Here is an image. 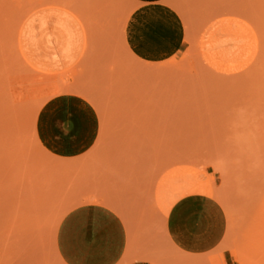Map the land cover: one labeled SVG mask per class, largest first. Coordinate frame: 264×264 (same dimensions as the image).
I'll return each mask as SVG.
<instances>
[{"label": "crops", "instance_id": "0c3cea01", "mask_svg": "<svg viewBox=\"0 0 264 264\" xmlns=\"http://www.w3.org/2000/svg\"><path fill=\"white\" fill-rule=\"evenodd\" d=\"M53 3L51 54L80 93L63 102L96 129L61 153L42 114L31 129L22 113L0 126V264H220L224 207L188 190L211 153L199 135L158 133L194 75L185 60L202 59L206 43L226 47L215 25L226 0ZM203 208L217 209L221 231L194 248L182 236Z\"/></svg>", "mask_w": 264, "mask_h": 264}, {"label": "rangeland", "instance_id": "374dc122", "mask_svg": "<svg viewBox=\"0 0 264 264\" xmlns=\"http://www.w3.org/2000/svg\"><path fill=\"white\" fill-rule=\"evenodd\" d=\"M226 6L230 15L215 22L226 47L206 43L202 59L185 60L194 75L158 134L199 135L211 153L188 190L224 207L220 264H264V0ZM56 10L53 0H0V126L16 125L22 113L31 129L45 110L80 97L51 54Z\"/></svg>", "mask_w": 264, "mask_h": 264}, {"label": "bare ground", "instance_id": "6f19581e", "mask_svg": "<svg viewBox=\"0 0 264 264\" xmlns=\"http://www.w3.org/2000/svg\"><path fill=\"white\" fill-rule=\"evenodd\" d=\"M41 123L46 138L51 137V146L53 145L61 153L75 152L80 143L91 140L96 129V124L87 111H84L81 107L65 103L63 100L54 108H49L42 113ZM189 190L192 191V189ZM212 210L203 208L198 216L199 218L195 221L197 229L193 233L187 230L183 233L182 238L185 241L192 242L191 245L194 248L207 247L212 237L215 238L216 236L217 238L221 231V219L218 211L215 209L213 215L208 213ZM209 227L210 230L207 231ZM213 229L214 233L212 235Z\"/></svg>", "mask_w": 264, "mask_h": 264}]
</instances>
